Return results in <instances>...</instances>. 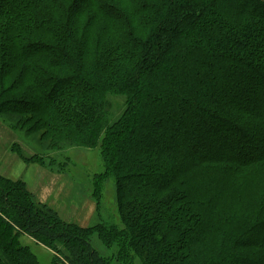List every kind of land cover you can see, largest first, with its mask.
<instances>
[{
  "label": "trees",
  "instance_id": "trees-1",
  "mask_svg": "<svg viewBox=\"0 0 264 264\" xmlns=\"http://www.w3.org/2000/svg\"><path fill=\"white\" fill-rule=\"evenodd\" d=\"M52 1L0 0V20L12 34V47L23 53L16 60L26 63L34 87L29 102L8 100L5 108L8 113L37 110L57 131L98 137L100 130H90L86 113L107 105L108 81L123 73L116 79L118 91L131 93L134 103L116 122L120 134L110 137L111 146H103V156L119 173L120 191L133 198L127 210L123 204L121 208L133 224V236L121 245L131 247L123 263L120 244L115 255L102 257L91 243L92 232L102 227L84 229L65 222L57 211L37 202L24 182L0 175V264H39L21 245V233L49 244L57 253L54 264H135L132 249L140 256L147 251L150 264H264V113L250 107L242 114L238 106L219 99L225 89L236 86L235 76L241 73L246 85L259 84L264 91V3ZM79 4L83 8L78 15L90 8L82 18L71 13ZM109 13L122 20V42L92 35L97 20ZM25 34L42 42L32 47L45 46L40 63L27 60L33 52L23 46ZM92 45L96 47L91 51ZM125 46L142 58L136 60L134 51L126 55ZM114 66H119L115 72ZM54 69L62 76L53 74ZM199 102L215 111L206 115L209 124L198 138L226 137L239 150L253 147L255 154L243 160L227 141L214 143L216 150L193 143L189 134L203 118L198 110L189 114L185 109ZM174 125L187 131L172 134ZM246 128L252 134L248 141ZM21 157L44 165L36 155ZM231 204H239L240 211L234 214ZM196 247L208 253L194 257Z\"/></svg>",
  "mask_w": 264,
  "mask_h": 264
},
{
  "label": "rangeland",
  "instance_id": "rangeland-1",
  "mask_svg": "<svg viewBox=\"0 0 264 264\" xmlns=\"http://www.w3.org/2000/svg\"><path fill=\"white\" fill-rule=\"evenodd\" d=\"M241 2L243 1L241 0ZM248 2L249 0L245 3L247 7L249 4ZM57 3L59 4V0L51 2L52 5H56ZM75 8L76 9L71 11V13L73 15H78L77 13L83 8V4H79ZM89 13L90 8L85 10V13H82V15H78V18H82ZM154 14H157V11L154 10ZM85 24L83 23L82 26H85ZM123 28L124 25L122 20H120V17L109 13L107 16L102 15L101 18L97 20L92 35L96 38L98 34H103V37L100 38L108 40L113 36L118 40L120 36L119 33H121V30L119 29ZM25 38L26 40L23 41V46L27 45L26 47H29L28 49L31 50L30 53L33 52V54L31 53L32 55H29L27 60L40 63L41 59L39 56L44 52L45 46L34 48L31 45L40 44L42 42H40V40L37 41L29 38L27 34H25ZM119 41L122 42L121 39L118 40V43ZM13 42L12 34L9 32L8 34L6 33V22L0 20L1 176L4 175L3 172H5L7 168H10L12 164V173L16 175L14 177H19V179H21L20 181L24 182L26 179L27 181H34L36 179V184L38 183L37 187L39 190H34V199L40 203L39 196L43 191L42 189L45 188L47 193H50V191L53 190L56 197H54L50 203L47 204L42 202V204L47 205L55 210V212L57 211L59 215L58 217L65 222L73 223L78 227L84 229L102 227V230L95 229V231L92 232V245L102 257L109 259L115 255L117 246L120 244L123 256H121L119 262L123 263V258L126 256L125 253L131 246L127 244L121 245V243L128 241L129 238L133 236V224L130 225L128 223L129 217L124 216L121 208L124 206V209L127 210L126 206H128L133 198L128 197L127 194L124 195L120 191V176L117 177L119 173H115L113 168L107 166V159L103 156V146H111L110 137H115L120 134V127L115 128L116 122L119 121L123 112L129 109V106L133 107V105H131L134 100L132 94L120 92L117 88L118 82L116 79L118 76L122 78L123 73L120 71L116 72L118 76L108 81L109 86L108 89H106L107 94H105L107 105L103 108H98V111L95 114L91 112L86 113L92 120L90 123V130L95 133L100 130L99 136L96 137L95 135L88 137L82 135V137H76L72 133H63L62 131L53 129V127L49 125L47 119L43 117L45 114L43 113L44 115H42V113L37 110L14 111L12 113H8L11 111L7 112L8 108L5 107L6 104H8V100L11 102L16 101L18 103L29 102L28 97L30 95L28 94L33 92L34 89L33 84L29 82L30 75L27 72L26 63L23 60V62H17L16 60L18 55L20 57L23 53L19 52L18 47L17 49L12 47ZM92 46L93 47L90 48L91 51L96 47L95 45ZM131 49L132 47L128 48L125 46V54L130 56L129 52L134 51L135 57H137L136 60L142 58L138 50ZM119 55L120 54H117V56ZM232 63L233 65L236 64L234 62ZM118 67L114 66V72ZM51 72L62 76L60 70L54 69L51 70ZM245 75V73H241L238 74L237 77L235 76L236 86L225 89V92L219 99L226 101L231 104V106H238L237 108H240L239 112L242 114H244L250 107L256 108L258 112L260 111L264 113V91L259 84L258 86L246 85ZM127 78L128 77L124 80H127ZM12 85L13 87L8 89ZM9 90L11 91L9 92ZM2 91H6L5 97L2 95ZM176 98L180 99L179 95H177ZM190 104L191 103H189V106H187L185 110L189 114L195 113V110H198V113H196L203 118V124L200 125L198 130L195 129L194 132L191 130L192 133L189 134V138L193 139V143L201 141L203 149L216 150L214 143L223 144L224 141H227V144H231V147H233L235 152L244 155L243 160H246L250 155L255 154V151L252 149L253 147L245 149L244 151L239 150L234 147L232 142L226 137H214L209 140L204 139L202 135L198 138V135L203 134L205 127L209 124L208 120L210 118L206 115L209 116V114H212L215 110L213 107L201 102L196 106L192 104L191 107ZM185 106L186 105L184 104V107ZM132 121H129L128 126H133ZM81 126H83V119H81L79 127ZM173 128V132L171 131L172 134L181 133L180 131H182L181 134H183L187 131L181 127V125H174ZM181 128H183V130ZM243 133L246 141L252 138L249 129H243ZM226 135L228 134L225 133V136ZM84 138L86 142L84 141ZM91 140L93 143H90ZM188 141L191 140L188 139ZM33 155H36L40 160H43L42 162L44 165L42 168L45 170L44 174L47 175V177L44 178L45 182L43 181L42 176H39V179H37L38 169L36 166L39 164H30L21 157L32 158ZM5 176L11 181H17L11 177L10 174L5 173L4 177ZM261 176L264 177V172L261 173ZM41 181L42 183H40ZM29 185L32 187L33 183L28 182L26 184L27 189L30 191L31 188ZM231 205L232 206L229 207H236V210L233 211L234 214L240 211L239 204ZM228 211L229 209L226 212L229 213ZM128 213H126V215H128ZM106 230L109 232V236ZM120 230L123 231L122 234H119ZM19 239L21 245L30 250V253L35 256V259L38 260L39 264H54L57 253L41 238H38L31 233H21ZM207 250L196 247L193 249V256L197 257L199 254L208 253ZM145 252L146 253H142L140 256L133 249L131 250V255L135 258V264H150L152 257L147 251ZM209 255L212 254L209 253ZM196 262L197 260L192 264H202ZM65 264L68 263L65 262Z\"/></svg>",
  "mask_w": 264,
  "mask_h": 264
},
{
  "label": "crops",
  "instance_id": "crops-1",
  "mask_svg": "<svg viewBox=\"0 0 264 264\" xmlns=\"http://www.w3.org/2000/svg\"><path fill=\"white\" fill-rule=\"evenodd\" d=\"M37 167V179H39V176H42L43 177V181L45 180L44 178L45 177H47V175H45L44 173H45V170L42 168V166H40V165H38V166H36ZM44 170V171H43ZM5 173H7V174H10L11 175V177H13L14 179H16L17 181H20L21 179H19V177H14V176H16V175H14L13 173H12V164H11V166H10V168H7L6 169V171L5 172H3V174L5 175ZM0 175H1V173H0ZM4 175H2L3 177H4ZM6 177V176H5ZM7 179H9L8 177H6ZM28 182H30V183H33V186L31 187V185H29L30 186V188L32 189H30V191L35 195V192H34V190H39V188L37 187V184H36V179L34 180V181H27V179H26V181H24V183L25 184H27ZM45 182V181H44ZM40 183H42V181L40 182ZM36 186V187H35ZM43 190V191H42ZM41 191V194H40V201H41V203L43 202V203H50V201L51 200H53V198L54 197H56V194H55V192L52 190V191H50V193H47L46 191V189L44 188V189H42ZM49 192V191H48ZM37 194V193H36Z\"/></svg>",
  "mask_w": 264,
  "mask_h": 264
},
{
  "label": "water",
  "instance_id": "water-1",
  "mask_svg": "<svg viewBox=\"0 0 264 264\" xmlns=\"http://www.w3.org/2000/svg\"><path fill=\"white\" fill-rule=\"evenodd\" d=\"M260 1H262L264 3V0H260Z\"/></svg>",
  "mask_w": 264,
  "mask_h": 264
}]
</instances>
